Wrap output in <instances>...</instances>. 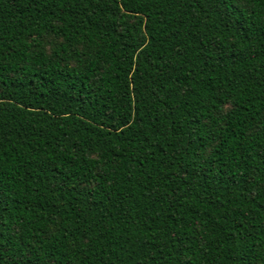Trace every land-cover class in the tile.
<instances>
[{
	"label": "trees",
	"instance_id": "16d2710c",
	"mask_svg": "<svg viewBox=\"0 0 264 264\" xmlns=\"http://www.w3.org/2000/svg\"><path fill=\"white\" fill-rule=\"evenodd\" d=\"M0 264H264V0H0Z\"/></svg>",
	"mask_w": 264,
	"mask_h": 264
}]
</instances>
